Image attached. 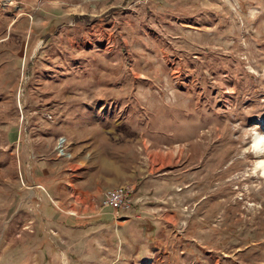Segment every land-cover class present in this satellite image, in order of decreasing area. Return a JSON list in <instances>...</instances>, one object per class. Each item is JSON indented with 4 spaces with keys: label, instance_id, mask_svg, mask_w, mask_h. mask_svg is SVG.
<instances>
[{
    "label": "rangeland",
    "instance_id": "1",
    "mask_svg": "<svg viewBox=\"0 0 264 264\" xmlns=\"http://www.w3.org/2000/svg\"><path fill=\"white\" fill-rule=\"evenodd\" d=\"M257 136L264 0H0V264H140L111 221L140 200L175 211L150 264H264Z\"/></svg>",
    "mask_w": 264,
    "mask_h": 264
},
{
    "label": "crops",
    "instance_id": "2",
    "mask_svg": "<svg viewBox=\"0 0 264 264\" xmlns=\"http://www.w3.org/2000/svg\"><path fill=\"white\" fill-rule=\"evenodd\" d=\"M81 111H85L86 109L80 108ZM79 111V109H77ZM74 114L83 115V112H75ZM83 123V120L81 118L80 120ZM71 133V132H70ZM164 156V155H163ZM166 157L164 156L162 161ZM169 158V157H168ZM170 160V158H169ZM159 161V160H158ZM100 163L108 170L111 171L114 174L115 179H122L123 182H127L129 180L131 181L132 187H134V195L138 197L139 195L142 196L144 199L146 196L145 190L148 186H150V178L147 176V173L143 174H137V181L134 184V175L136 174L135 167H126L124 166V162L117 161L114 159H111L107 156H100ZM162 162L161 164H163ZM127 164V163H126ZM160 181V180H159ZM158 183V182H156ZM98 189V187L96 188ZM94 193V192H93ZM139 194V195H138ZM139 196V197H140ZM142 199V198H141ZM102 201V200H101ZM100 201V202H101ZM102 207H108L107 205H103V203H100ZM100 210L98 209L96 212L98 213L99 217H102V212L108 211V210ZM110 212V211H109ZM106 214H104V217ZM124 217V218H123ZM116 218L119 219L120 224L116 226L118 229H124L125 232L121 233L119 235L120 242L129 243V245H134L136 250V255H134V261L140 262V264H150V260H144L139 257V253L146 249L147 247V241L148 237L151 235L150 231H147V228H149L151 225L157 226L156 228H163V226H170L175 223V211H162V210H154V208H150L149 205L144 204L143 202L138 201L129 209L126 210V213L119 214L117 217H114L111 221L116 222ZM102 219V218H101ZM110 221V222H111ZM100 222L105 223L106 220H100ZM149 226V227H147ZM138 257V258H136ZM141 259V260H140Z\"/></svg>",
    "mask_w": 264,
    "mask_h": 264
},
{
    "label": "built area",
    "instance_id": "3",
    "mask_svg": "<svg viewBox=\"0 0 264 264\" xmlns=\"http://www.w3.org/2000/svg\"><path fill=\"white\" fill-rule=\"evenodd\" d=\"M132 198V190L121 187L111 188L105 191L103 197V205L112 207L113 209L127 208Z\"/></svg>",
    "mask_w": 264,
    "mask_h": 264
},
{
    "label": "bare ground",
    "instance_id": "4",
    "mask_svg": "<svg viewBox=\"0 0 264 264\" xmlns=\"http://www.w3.org/2000/svg\"><path fill=\"white\" fill-rule=\"evenodd\" d=\"M263 140H264V137L257 136L256 140L254 142L255 148H257V149L260 148V145H261ZM59 141H60V145L59 146H61V149H63L64 146L62 145V142H63L62 139H60ZM258 150H259L258 151L259 154H261L262 152L260 151V149H258ZM258 167L261 169L262 174L264 175V159H261L260 163L258 164ZM63 264H66V259H63Z\"/></svg>",
    "mask_w": 264,
    "mask_h": 264
}]
</instances>
